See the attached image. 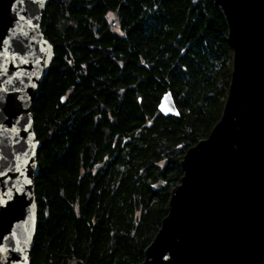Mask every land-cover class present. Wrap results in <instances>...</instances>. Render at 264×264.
<instances>
[{
	"label": "trees",
	"instance_id": "1",
	"mask_svg": "<svg viewBox=\"0 0 264 264\" xmlns=\"http://www.w3.org/2000/svg\"><path fill=\"white\" fill-rule=\"evenodd\" d=\"M41 27L55 58L33 110L32 264H139L184 154L221 118L233 70L225 16L214 0H49ZM167 91L178 117L159 111Z\"/></svg>",
	"mask_w": 264,
	"mask_h": 264
},
{
	"label": "water",
	"instance_id": "2",
	"mask_svg": "<svg viewBox=\"0 0 264 264\" xmlns=\"http://www.w3.org/2000/svg\"><path fill=\"white\" fill-rule=\"evenodd\" d=\"M214 2L233 49L228 96L208 137L184 154L139 264H264V0ZM48 3L0 0V264H32L41 145L33 110L55 58L41 27ZM158 108L180 116L171 91Z\"/></svg>",
	"mask_w": 264,
	"mask_h": 264
},
{
	"label": "rangeland",
	"instance_id": "3",
	"mask_svg": "<svg viewBox=\"0 0 264 264\" xmlns=\"http://www.w3.org/2000/svg\"><path fill=\"white\" fill-rule=\"evenodd\" d=\"M109 18H110V20L113 22V30L119 32L120 29H119V27H118V25H117V21H116V19H115V15L112 14V13H110V14H109Z\"/></svg>",
	"mask_w": 264,
	"mask_h": 264
}]
</instances>
